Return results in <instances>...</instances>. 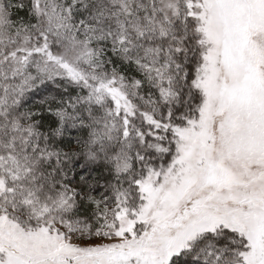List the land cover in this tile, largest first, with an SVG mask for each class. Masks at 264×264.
I'll use <instances>...</instances> for the list:
<instances>
[{"label": "snow or ice", "instance_id": "6c2138e0", "mask_svg": "<svg viewBox=\"0 0 264 264\" xmlns=\"http://www.w3.org/2000/svg\"><path fill=\"white\" fill-rule=\"evenodd\" d=\"M0 264H264V0H0Z\"/></svg>", "mask_w": 264, "mask_h": 264}]
</instances>
